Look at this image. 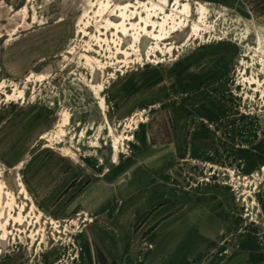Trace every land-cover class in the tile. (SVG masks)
Returning <instances> with one entry per match:
<instances>
[{"label":"rangeland","instance_id":"obj_1","mask_svg":"<svg viewBox=\"0 0 264 264\" xmlns=\"http://www.w3.org/2000/svg\"><path fill=\"white\" fill-rule=\"evenodd\" d=\"M248 2L0 0V264H264Z\"/></svg>","mask_w":264,"mask_h":264},{"label":"bare ground","instance_id":"obj_2","mask_svg":"<svg viewBox=\"0 0 264 264\" xmlns=\"http://www.w3.org/2000/svg\"><path fill=\"white\" fill-rule=\"evenodd\" d=\"M130 4L127 5H115L114 8L109 9V4H105V3H100V11L102 12H107L108 15V20H107V29H109L110 27H113L116 31V33L119 34H123L124 35V40L128 43V39L129 37H132L130 35V31L129 28L127 26V21L129 20V18H133V17H138V19H140V21H144L146 23V25L148 26L150 23H152L151 21H149L150 16H148V19H144L142 18V16L140 15V13H138V11H131L129 9ZM119 21L118 23L115 21ZM132 28L134 30H138L140 28V24L139 23H132ZM146 33H148V30L143 29ZM151 35H153L150 32ZM139 38V35H137ZM146 36V35H144ZM154 36V35H153ZM137 39V37H136ZM129 45V43H128ZM120 52H122L121 50H119ZM123 53H120V55H122Z\"/></svg>","mask_w":264,"mask_h":264},{"label":"trees","instance_id":"obj_3","mask_svg":"<svg viewBox=\"0 0 264 264\" xmlns=\"http://www.w3.org/2000/svg\"><path fill=\"white\" fill-rule=\"evenodd\" d=\"M248 3L256 14L264 16V0H249Z\"/></svg>","mask_w":264,"mask_h":264}]
</instances>
